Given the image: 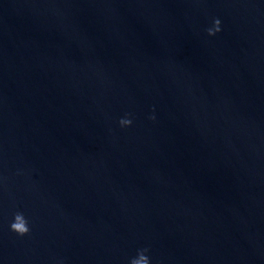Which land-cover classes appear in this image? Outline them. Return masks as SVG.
<instances>
[{
  "label": "water",
  "instance_id": "obj_1",
  "mask_svg": "<svg viewBox=\"0 0 264 264\" xmlns=\"http://www.w3.org/2000/svg\"><path fill=\"white\" fill-rule=\"evenodd\" d=\"M145 248L264 264V0H0V264Z\"/></svg>",
  "mask_w": 264,
  "mask_h": 264
},
{
  "label": "clouds",
  "instance_id": "obj_2",
  "mask_svg": "<svg viewBox=\"0 0 264 264\" xmlns=\"http://www.w3.org/2000/svg\"><path fill=\"white\" fill-rule=\"evenodd\" d=\"M219 23V20L214 21V27L208 30V35H214L215 32L220 30ZM119 123L121 126H128L131 124V120L125 118L121 119ZM10 230L21 236L29 232L28 222L22 213L17 212L14 214L13 222L10 224ZM147 251L148 249L146 248L139 250L137 256L130 261V264H149V258L145 255Z\"/></svg>",
  "mask_w": 264,
  "mask_h": 264
}]
</instances>
